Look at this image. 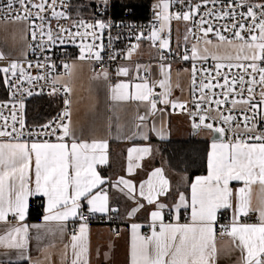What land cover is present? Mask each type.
Returning <instances> with one entry per match:
<instances>
[{"label": "snow or ice", "instance_id": "1", "mask_svg": "<svg viewBox=\"0 0 264 264\" xmlns=\"http://www.w3.org/2000/svg\"><path fill=\"white\" fill-rule=\"evenodd\" d=\"M43 0L40 4H32L33 8L38 9L37 18L43 19L39 16V12L45 10V3ZM107 0H105V3ZM209 0H205L208 3ZM211 3L216 4L218 0H210ZM222 2V0H220ZM19 3L22 12L13 14L14 20H27L32 16L28 4L31 0H8L6 5L9 12L13 10L14 4ZM55 3V0H53ZM245 0H229L224 5V10L220 13H213L211 10L205 15L215 16L216 19H223L230 17L236 21L229 27L222 25L221 29L214 31L213 26L209 24L208 20L201 17L199 23L193 24V27H198L203 34L202 39L204 48L198 49L197 45H193L192 58H201L204 60L211 58L217 61L215 64L216 77L221 76V69L227 67L242 68L244 73L249 75L251 79L247 82L249 87L247 91L251 94L253 92L252 84L256 83L253 73L259 74V82L264 84V67L259 66L258 62H264V3L247 4L246 12H237L233 4L237 7H243ZM161 11L157 13L158 18L167 22L172 18L177 20L183 19L189 21L193 19L195 12L199 11L200 5L194 7L189 6V11L177 13L174 17L168 15L169 3L168 0H161V4L157 5ZM257 9L259 11H257ZM54 16H63V13H56ZM240 16L242 20H236ZM7 18V17H6ZM248 26H245L243 20H249ZM208 24V27H204ZM75 27H84L85 29H104L105 23L97 22L96 24H87L80 21ZM258 35L255 34L257 33ZM68 32L69 35H81L79 31L71 33L70 29H62ZM192 32V29H188ZM224 32H231L232 38L224 35ZM242 32H247L246 39ZM209 33H213L216 37L217 43L208 38ZM95 35V32L85 33V35ZM33 39L36 33L32 32ZM141 37L137 36V40ZM149 39L154 42L160 40V46L166 48L168 40L162 39L159 31H152ZM51 30L49 31V40H51ZM187 39V36L185 37ZM63 43V41H61ZM93 45H86L81 48L80 59H85V48H87L89 56H94L96 60H100V52H93ZM135 47V46H133ZM233 52L235 55H233ZM50 59V58H46ZM183 59L187 60L189 57L185 55ZM227 61L228 63H223ZM235 61V63H233ZM240 61H249L247 65L240 63ZM31 66V65H30ZM43 64H37V67H44ZM54 67V65H53ZM66 69L68 65L64 66ZM19 68L21 75H24V69L16 62L10 64L9 67L0 68V72L8 74L11 72L12 76H16V70ZM251 69V73L248 69ZM207 71V69H204ZM196 69L193 68V77H195ZM70 74V73H69ZM118 75H127V68H120ZM103 75L107 77V72ZM29 81L36 79H44V77H28ZM223 84L219 82L216 85L210 83L203 84L204 89L212 87L227 88L228 92L235 90L237 82L241 85V95L244 86V75H233L231 86H229V77L227 74L223 75ZM5 83L10 87L11 81L5 77ZM165 84L161 81V87ZM129 85L119 83L112 90L114 93L113 99L128 98L126 90ZM136 94L134 96L137 100L147 101L152 95V90L147 83L136 84ZM65 92H70V89L65 86ZM228 92H225V99H227ZM31 95V92H29ZM261 103H264V91L261 92ZM167 102V101H165ZM220 105L224 103L222 100L209 101ZM244 103H250L245 100ZM66 103H69L66 101ZM235 104L236 101H233ZM175 106V105H174ZM182 106V105H181ZM23 104H21V108ZM151 108L155 110L156 103L151 102ZM200 108V104H197ZM252 109H256V104H251ZM69 116L68 112L64 113ZM13 121H16V116H12ZM140 119H144L141 117ZM206 117H200V123L194 124V128L204 126L212 129V124H205ZM226 123L235 119L232 116L223 117ZM254 119V118H252ZM250 118L244 117V127L247 132L252 129L248 127ZM21 129L23 128V120L20 122ZM48 127V126H45ZM58 129H61L63 135L58 137L63 141L64 137L70 136L71 130L69 124H60ZM57 129H53V134ZM215 132L223 135L224 128H215ZM15 124L12 127V132L5 129H0V138L10 137L12 140H19L22 133H16ZM235 142H213L211 152L208 156V175L197 177L195 182L191 185V223L188 224H164L161 211H153L151 218L153 224L151 225V235L144 237L140 236L138 229L140 225L133 224V240L131 245V264H214L215 258L218 254V249L215 244V223L217 220V213L220 209L233 208L232 197L233 193L229 187L230 181H243L244 186L237 191V202L234 208L233 217L230 225H224L223 233L232 238L236 246L239 247L245 255L243 256L244 264H264V198L261 199V204L258 208L252 207V186L259 184L262 192H264V135L248 136V140L258 141V143H248L247 140L241 138L242 134L235 133ZM163 138V137H162ZM107 148L106 142H92L91 144L81 142H73L69 146L67 143H37L33 142L29 145L27 142H0V221H7V217L11 214L19 221L25 219L28 210V198L32 195H43L47 197V212L44 219L65 221L69 217L78 215V210L81 208V199L87 201V210L90 213L107 212L108 197L100 193L92 194V190L98 185L105 183L104 179L96 171L95 165L104 164L107 161L105 154ZM149 148H132L129 149V161L132 160V154L148 153ZM35 157V187H30L28 180V172L31 161ZM71 170V171H70ZM128 171H132V164H129ZM156 178V183L153 182ZM120 183H123L129 191L134 190V186L130 181L121 178ZM148 185V196L146 197L151 204L154 202L155 193L159 196L167 191L168 181L163 177L162 170L157 168L146 182ZM144 185H141L140 195L144 196ZM142 206V205H141ZM181 206L185 204V196L183 194L179 197V203L176 205V210L179 212ZM159 209H163L165 205H158ZM258 213L259 223H241V217H248L250 212ZM179 217L177 216V220ZM156 221H160L159 231L156 230ZM27 226L13 227L5 236H0V244L7 247L23 249L27 242ZM87 237V224L80 225L79 235L72 236V249L74 260L72 264H80L82 258L87 254V246L84 243ZM84 264H87L86 260Z\"/></svg>", "mask_w": 264, "mask_h": 264}, {"label": "crops", "instance_id": "2", "mask_svg": "<svg viewBox=\"0 0 264 264\" xmlns=\"http://www.w3.org/2000/svg\"><path fill=\"white\" fill-rule=\"evenodd\" d=\"M40 1L43 2V0ZM190 21L189 26L186 24L187 29L190 28ZM163 23L168 33L167 47H191L192 49L193 45H197L200 50L204 48V43L194 42L190 34V37L185 39L183 20L178 22L179 24L171 20L168 28L164 21ZM177 28L180 30L178 34ZM29 36L30 28L27 22L0 20V59L25 58L29 53ZM215 43L217 42L213 41V44ZM133 46L135 47L129 54L131 61L120 66V68L128 69L127 75H118L117 71L113 78L108 75L105 77L103 74H96L91 64L79 60L70 65L67 75L56 78L58 85L67 86L70 89L69 126L72 134L65 137L63 141L53 143L64 142L70 146L73 139L77 143L91 144L94 141L107 143L106 163L95 165L96 171L105 183L94 188L92 194H106L108 197L109 211L97 213L108 214L113 211L122 222L120 237L114 236L107 226L87 225V237L84 243L88 251L80 264H84L85 260L87 264H131L132 225H140L138 229L140 236L146 237V234L150 236L153 211H161L164 224L191 223V185L197 177L208 175V156L212 150L211 146L213 142L223 141H212L213 133L206 127L194 128L190 119L172 112L174 104L186 103L191 99L193 79L191 67L181 68L171 64H164L159 68L153 67L147 62L156 59L159 51L152 40L135 42ZM233 55H235L234 52ZM195 59L201 60L199 57ZM208 59H212L211 55ZM145 70L150 71L149 77L144 75ZM158 74L163 76L165 82L159 97L154 98L151 95L147 101L135 99V85L147 83L152 90V81ZM113 82L129 85L126 90L128 98L113 99L112 90L117 85H113ZM153 101L156 103L155 110L151 108ZM141 117L144 119H140ZM201 130L209 131L211 134L200 132ZM9 141L0 139V142ZM179 141L208 143L207 148H202L197 152L199 160L206 157L207 171L205 174H198L191 178L188 173L176 171L169 166L166 145ZM132 148H149L150 151L148 153L134 152L132 160L129 161V149ZM130 163L132 164L131 172L128 171ZM157 168L162 170L163 177L168 181V187L167 191L159 196L154 193V202L150 204L146 198L148 196L146 182ZM121 178L130 181L134 190L129 191L123 183H120ZM28 180L30 187L34 189V154ZM153 182L156 183V178H153ZM142 184L144 185V196L140 195ZM243 186V181H230L233 208L220 209L216 222L228 216L230 225L237 202V191ZM181 194L185 196L187 206H181L177 212L176 205L179 203ZM262 198H264V192L261 186L258 183L254 184L252 186V207L258 208ZM34 202H39L42 207L43 216L37 221L30 220L31 206ZM80 203L81 208H87L85 199L82 198ZM47 204V197L32 195L28 198V210L23 221H19L11 214L7 217V221H0V236L7 235L13 227L27 226L28 229L27 242L23 249L0 244V264H72L75 258L71 247L73 243L71 238L74 235L72 226L80 230L82 223L78 221L77 216L69 217L65 221H46L44 217L49 215ZM160 204L165 207L159 209ZM255 213L258 217V213ZM246 219L247 217H241L240 222L259 223V220L251 222ZM155 223L156 230L159 231L160 221ZM215 244L218 254L214 264H244L245 253L236 246L231 237L226 235L223 239L215 238Z\"/></svg>", "mask_w": 264, "mask_h": 264}, {"label": "built area", "instance_id": "3", "mask_svg": "<svg viewBox=\"0 0 264 264\" xmlns=\"http://www.w3.org/2000/svg\"><path fill=\"white\" fill-rule=\"evenodd\" d=\"M75 1L77 0H47L43 12H39V16L43 19L37 18L38 9L33 8L32 4H40V0H31L28 4L31 10L32 16L30 19L22 20L29 24L30 36L28 39L29 53L20 60L15 59H0V68L9 67L10 64L16 62L24 69V75H21L19 68L16 70V76H12L11 72L5 74V77L11 81L10 87L7 83L8 99L0 100V129H5L12 132V127L15 124L16 133H22L19 140H12L10 137H2L0 139H7L14 142H48L53 143L60 141L58 137L63 135L61 129H58L60 124H69L70 115L65 116L64 113L70 114V105L66 103L70 100L69 92L64 91V87L56 83L58 76L67 75L69 68L64 66L70 65L79 60H83L91 64L96 74H103L107 72L110 78L116 74L121 65L130 62L129 54L133 48L135 42L151 41V32L159 31L162 39L168 40V33L164 29V23L162 19L158 18V10H152L150 13L149 21L146 23H133L127 21V17L130 11H126L122 18L118 19L114 15V0H78L87 2V4L94 5V13L92 15H85L82 10H74ZM229 0H218L216 4L210 2L205 3V0H172L171 13L175 16L177 13H183L189 11V6L194 7L199 4V11L195 12L193 19L190 22L191 38L196 43H202L203 34L199 31L198 27H193V24L199 23L201 17L208 20L209 24L213 26L214 31L221 29L222 25H228L231 27L233 21L230 17L223 19H216L215 16H208L205 13L210 10L213 13H220L224 10V5ZM239 2V0H237ZM8 0H0V20L10 21L13 14L21 13L22 9L19 3H15L13 10L9 12L6 5ZM259 4L264 3V0H245L243 7H237L236 11L246 12L247 4ZM86 9V7H84ZM53 11L56 13H63V16H54ZM257 11H259L257 9ZM7 17V18H6ZM236 20L240 21L242 18L237 16ZM80 21H84L87 24H96L97 22L105 23L104 29H85L84 27H75ZM247 27L250 23L249 20H243ZM204 27H208L205 24ZM62 29H70L71 33L79 31L81 35H69L68 32L62 31ZM51 30L52 39L49 40V31ZM222 30V29H221ZM35 31L36 36L33 39L32 32ZM95 32V35H85V33ZM258 33V30H257ZM255 33V34H257ZM224 35L232 38L231 32H224ZM245 38H248L247 32H242ZM137 36L141 38L137 40ZM209 39H215L213 33H209ZM63 41V43H61ZM160 40L154 42L155 47L159 51L158 57L154 60H149L147 63L153 67H161L164 64H171L176 67H191L196 69L195 77L191 82V99L186 103H176L172 107V112L175 115L188 118L194 124L200 123V117H206L204 123L212 124L213 128L209 129L214 131L215 128H224L225 133L221 135L224 142H235V133L242 134L241 138L247 140L248 143H258V141L248 140V136L264 135V103H261V92L264 91V84L259 82V74L253 73L256 83L252 84L253 92L250 94L247 91L249 87L248 81L251 77L244 73L242 68L233 67L228 69L227 67L221 69V76L216 77L215 64L217 61L213 59H194L192 58L191 47H166L160 46ZM86 45H93V52L99 51L101 59L98 61L94 56H89L87 48H85V59H80L81 48ZM187 55L189 59L185 60L183 57ZM50 58V59H46ZM223 63H228L224 61ZM235 63V62H233ZM240 63L247 65L249 61H240ZM259 66L264 67V62H258ZM37 64H43L44 67H37ZM31 65V66H30ZM54 65V67H53ZM207 69V71H204ZM251 73V69H248ZM2 73V72H0ZM227 74L229 77V86H231L232 76L244 75V86L241 95V85L239 82L234 86L235 90L228 92L227 88L212 87L210 89H204L203 84L210 83L216 85L218 82L223 84V75ZM144 75L150 76V71L145 70ZM41 76L44 79H33L29 81L28 77ZM161 81L163 76L158 74L152 81V96L156 98L162 92ZM116 85L117 82H113ZM31 92V95H29ZM228 92L227 99H225L224 93ZM45 99L49 101L50 117L45 121H39L40 119L34 115L30 109V104L35 100ZM222 100L224 103L217 105L210 103L209 101ZM248 100L250 103H244ZM233 101H236L234 104ZM21 104L23 107L21 108ZM197 104H200V108H197ZM251 104H256L257 108L252 109ZM182 105V106H181ZM16 116V121H13L12 116ZM232 116L231 122L226 123L223 117ZM250 118L248 127L252 129L251 132H247L244 127V117ZM254 118V119H252ZM23 120V128L21 129L20 121ZM48 126V127H45ZM201 126L199 128H202ZM53 129H57L53 134ZM13 133V136L16 135ZM65 138V137H64ZM63 138V139H64ZM77 219L81 223L87 225H102L111 229L112 233L116 237L122 235V222L119 216L111 211L108 214L90 213L87 208H81L78 211ZM248 221L256 222L258 217L255 212H250L247 217ZM246 219V220H247ZM229 225V218L225 216L219 219L215 224V238L223 239L226 235L223 233L222 226ZM73 234H79V228L72 226ZM146 237L149 234L145 235Z\"/></svg>", "mask_w": 264, "mask_h": 264}, {"label": "trees", "instance_id": "4", "mask_svg": "<svg viewBox=\"0 0 264 264\" xmlns=\"http://www.w3.org/2000/svg\"><path fill=\"white\" fill-rule=\"evenodd\" d=\"M75 4V11L81 9L87 16L94 13L93 4H87V2L78 0L75 1ZM84 7H86V9H84ZM152 9V0H114L115 17L120 19L123 14L129 10L130 14L126 20L133 23L148 22ZM7 99L8 92L5 83V75L0 73V100ZM49 108V101L45 99H38L30 104L31 111L40 119L39 121H45L50 117ZM166 146L169 166L172 169L188 173L191 178L198 174L206 173V157L203 160H199L197 152L202 148H207L208 143L199 141H179L170 142ZM42 216L41 204L39 202H34L31 206L30 220L37 221L40 220Z\"/></svg>", "mask_w": 264, "mask_h": 264}, {"label": "rangeland", "instance_id": "5", "mask_svg": "<svg viewBox=\"0 0 264 264\" xmlns=\"http://www.w3.org/2000/svg\"><path fill=\"white\" fill-rule=\"evenodd\" d=\"M168 3H169V8H168V15H170V16H173L172 15V13H171V5H172V0H168ZM159 4H161V0H152V6H153V8L155 9V10H158V11H161V8H159V7H157V5H159ZM174 17V16H173ZM175 21L176 23H178V22H180L181 20H183V19H180V20H177V19H175V18H172V19H170L169 21H167V22H165V25H166V27L168 28L169 26H168V24L170 23V21ZM190 21V20H189ZM189 21H184L183 20V24H184V29H183V32H184V37H190V33H189V31H188V29H187V25L189 26V24H188V22ZM191 22V21H190ZM179 24V23H178ZM187 24V25H186ZM156 31V30H155ZM176 32H177V34L180 32V30L177 28L176 29ZM257 35H258V33H257ZM192 40V39H191ZM212 41H216L217 42V40H216V38H215V40H212ZM152 42L154 43V41L152 40ZM186 44V43H185ZM185 44H183V45H185ZM194 124V123H193ZM200 132H207L208 134H211L209 131H204V130H201Z\"/></svg>", "mask_w": 264, "mask_h": 264}, {"label": "water", "instance_id": "6", "mask_svg": "<svg viewBox=\"0 0 264 264\" xmlns=\"http://www.w3.org/2000/svg\"><path fill=\"white\" fill-rule=\"evenodd\" d=\"M158 97L159 96H157L156 98H158ZM207 130H209V129L207 128ZM211 132L213 133L212 141H221L222 140V137H221L220 133H217L215 131H211Z\"/></svg>", "mask_w": 264, "mask_h": 264}]
</instances>
